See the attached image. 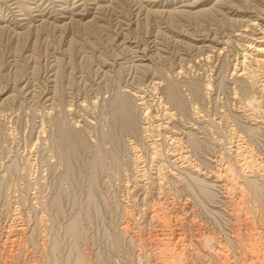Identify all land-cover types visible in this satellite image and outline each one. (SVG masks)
I'll return each mask as SVG.
<instances>
[{
	"label": "rangeland",
	"instance_id": "obj_1",
	"mask_svg": "<svg viewBox=\"0 0 264 264\" xmlns=\"http://www.w3.org/2000/svg\"><path fill=\"white\" fill-rule=\"evenodd\" d=\"M259 50L264 0H0V264H264Z\"/></svg>",
	"mask_w": 264,
	"mask_h": 264
},
{
	"label": "bare ground",
	"instance_id": "obj_2",
	"mask_svg": "<svg viewBox=\"0 0 264 264\" xmlns=\"http://www.w3.org/2000/svg\"><path fill=\"white\" fill-rule=\"evenodd\" d=\"M262 41V40H261ZM259 53H262V54H264V50H259ZM259 63H261V64H264V61L263 60H259ZM123 104V103H122ZM122 112V111H121ZM124 112V111H123ZM127 113V112H126ZM129 114V113H128ZM130 116V115H129ZM128 117V116H127ZM130 122V121H129ZM127 126V125H126ZM131 127V126H130ZM127 129V128H126ZM63 135H64V133H63Z\"/></svg>",
	"mask_w": 264,
	"mask_h": 264
}]
</instances>
